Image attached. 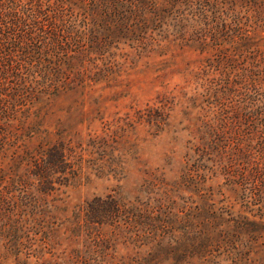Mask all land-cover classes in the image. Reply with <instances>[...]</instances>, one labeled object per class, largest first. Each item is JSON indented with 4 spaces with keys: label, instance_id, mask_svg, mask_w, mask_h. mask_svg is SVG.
<instances>
[{
    "label": "rangeland",
    "instance_id": "1",
    "mask_svg": "<svg viewBox=\"0 0 264 264\" xmlns=\"http://www.w3.org/2000/svg\"><path fill=\"white\" fill-rule=\"evenodd\" d=\"M74 1L68 10L83 4ZM138 4L161 19L146 33L104 47L73 38L55 55L33 50L8 73L0 62V264H264V194L221 168L243 163L249 145L220 134L240 121L250 131L240 84L264 82V0ZM74 19L93 32L88 5ZM14 93L17 106L4 109ZM219 117L230 126H216L218 136L203 122ZM55 143L79 171L55 173L50 190L39 163L22 156ZM96 198L128 211L85 225L84 205ZM187 221L212 226L216 241L193 257L158 249L161 230L166 243Z\"/></svg>",
    "mask_w": 264,
    "mask_h": 264
},
{
    "label": "trees",
    "instance_id": "2",
    "mask_svg": "<svg viewBox=\"0 0 264 264\" xmlns=\"http://www.w3.org/2000/svg\"><path fill=\"white\" fill-rule=\"evenodd\" d=\"M82 2L83 6L78 7L82 9L88 5L97 19L95 21L96 25H93V32L89 34L77 28L78 25L74 18H77L80 9L75 7V10L70 11L66 7L76 5L74 0H0V62L4 63L5 72L8 73V70L18 68V60H25V57L31 55L33 50L36 53L38 52V55L41 53L55 55L57 48L73 38L78 40V45L83 48L93 47L96 44L104 47L109 39L114 40L119 34L126 35L129 38L128 33L130 36L138 32L146 33L147 30H150L149 28H153L150 26H155L161 21L157 18H145L146 16L138 4L142 0H82ZM133 41L143 42L140 37H135ZM9 78L17 81L15 76ZM17 85L19 92L23 88L30 87L29 85ZM2 86L4 85L0 78L1 94H3L2 90L4 89ZM240 89L246 91L242 92L244 95L243 101L248 104L241 111L243 117L246 118L245 123L250 131L246 132L245 129L239 127L242 126V121H240L237 127L239 131L231 133V129H223L224 131L220 134L224 138L226 135L232 136V134L237 136L238 141L240 140L249 145V149L244 155L243 160L245 161L243 163L236 164L231 161V164L225 167L218 165L223 169V174L227 175V179L243 185L246 184V192L250 195L260 196L264 194V108L262 104L258 105L257 101H262L264 82L259 77L250 76L249 80H242ZM17 95L14 93L10 96L8 105L4 104V101L2 102L4 109H13L14 105L17 106L15 103L18 101ZM1 100L2 98H0ZM233 112L236 111L233 110ZM228 118L229 121L233 119L231 116H228ZM223 119L224 117H219L213 121L205 120L203 124L207 130H211L219 136V133H215L217 132L216 126L222 128H229L230 126ZM44 145H39L35 153L25 151L26 156H22V158L29 159L30 157L32 162L39 163L38 167L40 166L45 174V176H42L44 183L48 182L49 186L47 187L53 190V182L50 181L52 175L55 173H60L61 176L66 175L63 177L66 180L67 174L70 175L69 177H71V174L77 175L79 169H75V164L69 161L71 154H66L64 144L55 143L45 148ZM212 147L215 148V146ZM230 149L232 147L227 148V150ZM239 150L241 151L240 148ZM99 201L101 200L96 198L84 205L82 211L85 212L86 216L84 218L85 225L89 222H98L90 218L95 217V215H101V217L109 220L110 218H121L120 213L124 210L128 211L126 203L120 199L107 198L101 202ZM211 228L212 226L209 229L203 226L198 228L197 225L188 222L183 228V236H176L172 233V235L166 236L168 237L166 243H163L165 236L163 230H161L162 233H158L155 237L156 240L159 237L156 246L158 249H164V244H166L165 249L168 253L173 252L177 255L193 257L197 252L195 250L191 251V249L198 247L204 249V242L214 241L215 236L212 237ZM152 263H154L153 260L150 263L142 261L138 264Z\"/></svg>",
    "mask_w": 264,
    "mask_h": 264
}]
</instances>
